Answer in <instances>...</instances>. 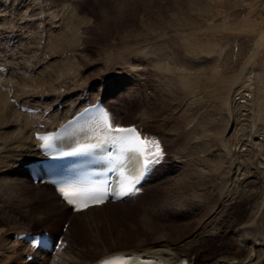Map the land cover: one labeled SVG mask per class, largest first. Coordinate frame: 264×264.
<instances>
[{"label": "rangeland", "instance_id": "1", "mask_svg": "<svg viewBox=\"0 0 264 264\" xmlns=\"http://www.w3.org/2000/svg\"><path fill=\"white\" fill-rule=\"evenodd\" d=\"M41 1L56 4L57 2H69L71 0ZM72 2L75 1L72 0ZM78 2L77 14L87 20L89 19V24L85 27L86 32L84 30V42L83 47H81L82 54H78L81 58L77 56L78 59H76V64L81 62L79 63L80 66H77L79 74L74 80L81 85H86L87 83L89 89H92L95 95L106 91L104 95L100 96L106 102L113 100L114 94L118 93L117 96L120 97L117 100L116 108L125 107L127 109L126 112H122V109L118 111V116H116V122L114 123L116 125H138L140 119L139 111L145 109L148 116L150 115L145 121V132L148 137H153L159 141L164 158L160 164L154 166L150 180L146 183L147 186L144 185L130 201L116 208L109 209L106 207L104 210L90 211L86 215L80 214L77 217L78 221L75 226H71L67 238L64 239L63 237L62 249L68 248L71 251H82L83 258L88 259L92 258L90 257L92 252L98 253L105 249L135 247L159 238H161L159 241L170 242L169 240L172 239L179 240L187 236L190 237L197 226V222L200 221L201 223V219L212 215L219 204H221V201H223L226 191L220 187L221 177L218 174L224 168L220 169L219 166L224 167V164H227L231 159L232 163L237 164L239 168V164H242L240 172L247 174L248 181L251 182L250 186L247 188L242 186L241 183L237 184L239 188L234 197L238 198L240 196V200L226 201L225 204L228 206L224 205L221 212L226 215L217 216L212 227L211 225L206 227L205 231L200 235L201 238L196 239L190 246L189 256L192 255L191 257L194 258V264H220L228 257L230 259L231 257L240 258L243 255V245L235 239L236 237L232 233L236 230V233L247 235L249 237L247 240L252 239L253 235H248L253 234V232L250 233L253 230V222L245 221L246 223H244V219L241 222L240 218L244 214L246 215L247 207L249 208L247 204L250 202L248 201L249 198L250 200H255L260 198V194H264L262 193L264 192V182L262 181L264 180V0H79ZM172 6H178L180 8L178 10L189 21L187 29L184 28V31L187 32L186 39L190 43L189 52H192L190 56L186 57L191 66L189 69L201 66L203 68H195L193 70L194 74L201 76L200 79L198 78L199 81L203 82L204 78L214 75V77H218L221 80L220 82H223V86L228 84L231 87L230 91L228 89L229 92L223 91L224 93H221L220 96H214L215 98L211 97V95H189L186 98V102L189 104L188 114H190V111L198 112L203 123H209L211 119H217L219 115H222L221 113H224L225 116L229 107L233 109L229 116L231 118L236 116L232 118L233 126L235 127V138L231 139L229 143L231 144L233 140V145L231 144L227 151H224V156L220 158H216L217 156L213 154L216 146H214L215 144L211 137L206 132H201L202 127L200 126L202 125L198 123L200 120H197L188 129L182 127L176 105L178 100L171 99L172 94L167 88L162 87L165 90H160L162 89L161 85L157 84L159 81L156 80V76L154 77L148 66H146L145 73L147 77L146 79L144 78L146 83L143 85L141 82L144 79L137 80L135 75L121 71L117 59L113 62L114 58L120 54V51L126 50L124 48L126 42L128 44L143 42H141L142 39L135 38L146 36L149 33V29H146V26L142 28L144 23L152 19H156L158 22L171 20L169 10L173 9L171 8ZM14 19L16 20L17 18L15 17ZM120 20L121 23H124L120 24L118 31H115L113 26ZM111 23H113V26L110 25ZM106 28H111L112 31L106 32ZM15 29L13 31L15 30L16 33L24 31L20 27ZM6 30L8 31V28ZM13 31L10 33L14 34L15 32ZM131 33H137L138 35L130 37L129 34ZM172 35L175 37L176 34L172 33ZM7 36L9 37L11 34H7ZM7 36L4 39H8ZM125 36L129 37L125 38ZM9 38L14 41L16 37L11 36ZM4 39L0 40L5 41ZM0 43L6 47L12 46L9 41L5 45L2 42ZM3 46L2 48H5ZM110 55L111 57L114 56L110 58L112 61H109ZM215 56L217 62H213ZM130 58L133 61L132 54H130ZM81 66L82 68H80ZM216 67L217 69L215 70ZM3 68L5 67L1 65L0 71H4ZM213 69L215 72H213ZM116 71H119L121 75L118 76ZM197 71L198 74L196 73ZM204 71L205 73H203ZM72 80L70 78V81ZM90 84H93V86L90 87ZM113 85H119V92L116 91ZM228 86L227 88H229ZM83 88L87 89L86 87ZM163 91L166 92V99H160L161 97L156 96L160 92L164 93ZM251 95H253V98H251ZM230 100L232 101L231 103ZM247 106H250V108H247ZM159 111L161 112L159 113ZM232 111L235 113H232ZM255 112H257V115L254 114ZM236 113L240 114L237 115ZM215 123L216 121L213 120V125ZM224 123L226 124V122ZM227 134L226 132L225 135ZM249 138L253 140L251 144H249ZM251 145L253 146L251 147ZM231 148H233L232 150L236 152L237 156L232 157L234 156L232 155L233 151H229ZM252 148L255 153H253ZM228 152L230 153L228 154ZM237 157L238 159H236ZM245 161L246 164H244ZM251 165L255 166V168ZM190 166H193L192 169H190ZM258 166L260 167L258 168ZM197 169L200 171L199 174L196 173ZM16 172L28 180L24 173L21 174L20 170H16ZM253 180L254 182L252 183ZM9 181L0 173L1 185L2 183L7 184ZM28 181L23 185L15 183L17 185L16 195L22 201H25L26 195L32 193L30 188L34 185L32 186L31 181ZM30 185L32 187H29ZM3 190L12 193L8 184ZM3 190L0 189V192ZM219 192L222 193L220 194ZM251 192L256 195L254 196ZM241 193H244V195ZM218 195L222 197L218 199ZM262 195L263 200L264 195ZM257 196L258 198H256ZM246 197L247 200L245 199ZM7 201L0 199V225L4 226V230L0 229L2 233H5V231L9 233L10 230L15 228H27L25 230L35 231L38 227L47 228L49 232L55 230L58 234L64 235L68 228L65 225L70 222V217H68L66 222H63V218L67 214L63 215L61 219L60 214L62 212H59V215H55V218H53L55 219L54 225L49 220V217L44 218V220L40 219L42 211L40 209H43V204L35 202L30 205H15L14 203L12 205L10 199H7ZM215 203H218V206ZM225 206H227V209ZM208 209L212 211L210 212ZM238 222L239 224L237 225ZM229 225L231 227L228 229ZM245 226L247 228L250 227L251 230H248ZM244 229L246 232L248 231L247 234L244 233ZM64 242H66L65 248ZM258 242L255 241L256 245H259ZM261 247L264 249V245ZM211 259H214V261Z\"/></svg>", "mask_w": 264, "mask_h": 264}, {"label": "bare ground", "instance_id": "2", "mask_svg": "<svg viewBox=\"0 0 264 264\" xmlns=\"http://www.w3.org/2000/svg\"><path fill=\"white\" fill-rule=\"evenodd\" d=\"M73 1L75 2H72L71 0L69 2L62 1V2H57L56 4H52V3H45L41 0H0V39L6 38L7 34L8 35L11 34L12 37H16L14 41L9 38L11 36L9 37L7 36L8 39H4L5 41L0 40V42L4 43V45L8 43V41L10 44H12V46L6 47L1 45L0 43V66L2 65V67L6 68V70L5 68H3L4 71H0V173H2V176L4 178L10 180L8 183L7 182L5 183H7L10 189L12 190L11 191L12 193L5 192L3 188L7 184L2 183L1 185L0 183V189L3 190L2 192H0V199H5L6 201L7 199H10L12 205L13 203L15 205H22V204L30 205L35 202L39 204H43L42 206L43 209H40L42 210L40 213L41 214L40 219L44 220V218L49 217V220L52 221L54 225H55V219L53 218H55V215H59L58 213L62 212V214H60V219H61V217L63 218V215L67 214L63 218L64 219L63 222H66L68 220V217H70L69 218L70 222L67 225L68 228L64 233V235L58 234V232H56L55 230L51 232L52 233L51 235L54 237L55 240L56 238H60L61 235H62V239L63 237L64 239L67 238L71 226L72 227L75 226L76 222L78 221L77 217L80 214L86 215L90 211L102 210V209L104 210V208L106 207L109 209L116 208L122 206L123 204H125V202L130 201L131 198V197L126 198L121 202H105L104 204L88 207L85 210L74 213L67 207V205H65L62 201L59 200V198L52 189H50L45 185L33 186L31 184L33 187L31 185L29 187H32L30 188L32 190L31 193L32 195L31 194L26 195L25 201H22L16 195L17 185L15 183L23 185L29 182L27 179H24L22 175H18L16 170H20L21 174L24 173V176H26V170L24 167L25 164L31 161H35L41 157L37 153V147H36L37 141L33 138V135L39 132L55 130L66 119L71 117L72 114L79 111L84 106L94 103L99 98H101L100 97L101 95H104L106 93V91H104V93L100 92L95 95V93L92 92V89L91 90L89 89L87 83L86 85H81L76 83V80H74V78L76 79V77L79 74L78 73L79 69L77 68V66L81 61L79 60L80 62L78 61L79 63L77 62L78 64H76V59H78L77 56L79 53H81V47H83L82 46L84 42L83 35H85L84 30L85 27H87L89 24V19L87 20L83 16L80 17L77 14V10H78L77 5L79 4L78 2L79 0H73ZM171 8H173L169 10L171 20L158 22L156 19L155 20L152 19L149 20L147 23H144L142 25L143 26L142 28H145L144 26H146L147 27L146 29H149L148 30L149 33L146 36L135 38V39H142L141 42L142 41L143 42L142 43L139 42V44L136 42L135 44L133 43L128 44V42H126L125 43L126 46L124 45V48L126 50L120 51V54L114 58L113 62L116 61L115 59H117L118 63L120 64L121 71L123 72L126 71L129 72L130 74L135 75L137 77L136 78L137 80L138 79L143 80L144 78L146 79L147 77V75L145 74L146 66H148L151 69L150 71L152 72V74H154V77L156 76L155 77L156 80L159 81V83L157 82V84H160L161 88L162 87L167 88V90L172 94L171 99H175L176 101L178 100L176 105L178 107L182 127L188 129V127H191L193 123H195L197 120H200L198 121V123L202 125L200 126L202 127L201 132L202 133L206 132V134L211 137V139L215 144L214 146H216L213 151L214 152L213 154L217 156L216 158H220L221 156H224V151L225 150L227 151V148H229V146H231V144L233 143V140L231 144L229 143L231 142V139L235 138V127L233 126L232 118H235L236 116L235 117L232 116V118L229 116L231 110L233 109L229 107L228 110H226L227 114L225 116L224 113H221L222 115H219L217 119H211L209 122L210 124L206 122L203 123V121L200 119V114L198 112L190 111V114H188L189 104L186 102L187 101L186 98L189 95H194V96L211 95V97L215 98L214 96H220L221 93H224L223 91L229 92L231 87H229L228 84H226V86H223L222 84L223 82H220L221 80H219L218 77H214V75L211 76L209 75L210 76L209 78H204L203 82L199 81L198 78L200 79L201 76L194 74L193 70H195V68H203L201 66H197L194 69H189L191 68V66L189 65L186 57L190 56L192 52H189L190 43L186 39L187 32L184 31V28L187 29L186 27L189 21L184 16V14L180 10H178L180 9L178 6H172ZM13 17L14 18L16 17L17 19L15 20ZM123 23H121L120 20V22L117 21V23L114 26L112 25L113 23H111L110 25L114 27L115 31H118L120 24L122 25ZM19 27L22 28L24 31L21 32L19 31L18 33H16V31L18 30H16L15 28H19ZM7 28L8 31L6 30ZM13 29H15L16 31L15 30L13 31ZM11 31L15 33L14 34L10 33ZM109 31H112V29L106 28V32ZM172 33L176 34L175 37L172 35ZM136 34L131 33L129 35L131 37L132 35L135 36ZM128 37L129 36H125V38ZM2 46L5 48H2ZM109 51L111 52V50ZM130 54H132L133 56V61L130 58ZM113 57L114 56L111 57L110 55L109 59ZM109 61H112V59H110ZM213 62H217L216 56L214 57ZM80 68H82V66ZM216 69L217 67L215 68V70ZM215 70L213 72H215ZM116 72L118 73L117 74L118 76L121 75L119 71ZM196 73L198 74V71ZM203 73H205V71ZM70 78H72L73 80L70 81ZM81 78L80 80H82ZM145 79L141 82L143 85H145L146 83L144 82ZM92 86L93 84H90V87ZM113 86L115 87L116 91L119 90L118 87L119 85L118 86L113 85ZM227 86L229 88H227ZM83 87H86L88 90L87 89L85 90ZM163 88L160 90H165ZM165 93L166 92L164 93L160 92L159 94H156V96L158 95L159 98L161 97L160 99H166L167 95ZM117 94L116 93L114 94L113 100L111 99L107 102L103 101L105 107L107 108L110 114V118L112 119L113 125L120 127L134 126L133 124H126V125L114 124L116 122V116H118V111L122 109V112H126L127 109L125 107L119 109L116 108L117 100L120 97L117 96ZM251 96H252L251 98H253V95ZM168 98L170 97L168 96ZM231 102L232 101L230 100V103ZM22 106L30 107L34 111L30 113L23 112L21 110ZM248 107L250 108V106H247V108ZM160 112L161 111H159V113ZM233 112L234 111H232V113ZM256 113L257 112H255L254 114ZM149 116L145 109L139 111V118H140L139 123L138 125L134 126L138 130V132L145 137H148V135L145 132L146 131L145 121L148 119ZM255 117L254 119H256ZM213 120L216 121L215 125H213ZM223 122H226V124L225 123L223 124ZM226 132L228 133L227 135H225ZM249 141H250L249 144H251V141L253 140L249 138ZM252 146L253 145H251V147ZM232 149L233 148L229 149V151ZM232 151H233L232 155L234 156L232 155L231 156L235 157L236 152H234V150ZM229 153L230 152H228V154ZM253 153H255L254 150ZM242 154L240 155L242 156ZM238 157L236 159H238ZM232 162L233 161H231L230 159V161H228L227 164H224L225 165L224 167L223 166L220 167L221 165L219 166L220 169L221 168L224 169H222L221 171L218 169V171H220L218 176L221 177L220 187L226 191L225 192L226 194H224L223 196L224 199H222L223 201H221V204H219V206L217 205L218 203L217 204L215 203L218 206V208H216L215 211L213 210L214 213L212 215L208 217L206 216L207 218L204 217L205 219L204 218L201 219V223L200 221L197 222V226L194 229L192 235L190 237L188 236L186 237L188 239L186 238L179 240L172 239L169 240L170 242H167L165 240L159 241L161 240V238H159L152 241V242L159 241L157 243L147 242V243H142L141 245L135 247L113 249V250L105 249L98 253L92 252L90 254V257L92 258L84 259L82 251L79 250L71 251L68 248L62 249L63 248L62 240L54 255L37 253L36 251H33V249L30 246L23 243L19 239H14V235H19L21 233L27 232L28 230H25L27 228L25 229L15 228L10 230L9 233H7V231H5V233H2V231L0 230V264H100L101 260L108 259L114 256H119L121 254L125 256H141L145 260H153V261L159 260V262L163 264H179L182 260L187 261L189 264H194L195 263L194 258L191 257L192 255L189 256L190 246L196 241V239L200 237V235H202L206 227H208L209 225H211L212 227L213 222L215 221L214 219L217 216L221 214L226 215L225 213H221L224 205H227L225 204L226 201L229 200V202L230 201L233 202V200L235 201L240 200L239 199L240 196L238 198L234 197L237 189L239 188L237 184L241 183L242 186H245L247 188L250 186L251 182L248 181L247 174H243L242 171L240 172V168H242V164L241 165L239 164L240 166L239 168L237 164ZM244 164H246V161ZM216 165L218 164L216 163ZM192 167L190 169H192ZM252 167L255 168V166ZM259 167L260 166H258V168ZM153 168L154 167L148 170L149 180L153 172ZM196 173L197 174L200 173L199 169H197ZM238 177L239 179L237 180ZM262 181L264 182V180ZM253 182L254 180L252 181V183ZM243 190L245 191V189ZM250 191L248 192L250 193ZM241 194L244 195V193ZM261 195L262 194H260V198H258L259 196L258 195L256 197L258 199L255 200L253 199L250 200L249 198L248 201L250 202L247 203L249 205V208L247 207L246 215L244 214L243 217L240 218L241 222L244 219V223L253 222L252 224L253 230L250 232V233L253 232V234L248 235V236L253 235L252 239L247 240L249 238L247 237V235L244 236L241 235L240 233H236L235 232L236 230L235 231L232 230L233 231L232 234L234 235V237H236L235 239H237L243 245L242 246L243 255L240 258L231 257L230 259L228 257L229 259L228 258L225 259L224 262L220 264H264V249H262L261 247L264 245V196H263L264 194L262 195L263 200ZM221 197L222 196L218 195L217 198L219 199ZM245 199L247 200V197ZM227 206H225L226 209ZM208 211L210 210L208 209ZM224 211L226 210L224 209ZM238 224L239 222L237 223V225ZM252 225L250 226L252 227ZM3 227L0 225V229L4 230ZM230 227L231 226L229 225L228 229ZM245 228L247 227L245 226ZM247 229L251 230L250 227ZM47 230H48L47 228L37 227V229L35 231H32V233L37 234L40 233L41 231H47ZM247 232L245 230L244 233L247 234ZM255 241H259L258 242L259 245H256ZM147 244L149 245L145 246ZM27 255H32L33 258L29 260L27 259ZM224 257L226 256L224 255ZM211 260L214 261V259Z\"/></svg>", "mask_w": 264, "mask_h": 264}, {"label": "snow or ice", "instance_id": "3", "mask_svg": "<svg viewBox=\"0 0 264 264\" xmlns=\"http://www.w3.org/2000/svg\"><path fill=\"white\" fill-rule=\"evenodd\" d=\"M94 134L99 144H89L85 147L93 148L98 147L100 144H110L116 146L121 153L131 154L138 163L142 160L135 175H125L123 182L119 185L120 196L139 191L134 185L149 169L160 164L164 158L159 141L153 137L142 136L134 126H114L112 119L105 111H99ZM44 139L47 140L48 138L45 137ZM58 191L78 211L87 208L90 204L103 203L107 195V190L98 185H69L59 188ZM138 260L139 257L121 254L101 260L100 264H136ZM145 264H149V262H145Z\"/></svg>", "mask_w": 264, "mask_h": 264}]
</instances>
